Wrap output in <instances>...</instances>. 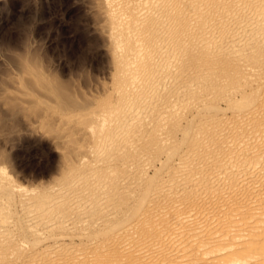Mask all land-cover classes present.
<instances>
[{"label": "bare ground", "instance_id": "6f19581e", "mask_svg": "<svg viewBox=\"0 0 264 264\" xmlns=\"http://www.w3.org/2000/svg\"><path fill=\"white\" fill-rule=\"evenodd\" d=\"M107 1L111 99L0 186V264H264V0Z\"/></svg>", "mask_w": 264, "mask_h": 264}, {"label": "rangeland", "instance_id": "374dc122", "mask_svg": "<svg viewBox=\"0 0 264 264\" xmlns=\"http://www.w3.org/2000/svg\"><path fill=\"white\" fill-rule=\"evenodd\" d=\"M108 8L107 0H39L35 8L0 0V44L16 47L0 54V186L9 197L16 184L42 188L62 177L81 142L73 128L111 99ZM28 21L31 48L20 40Z\"/></svg>", "mask_w": 264, "mask_h": 264}, {"label": "snow or ice", "instance_id": "6c2138e0", "mask_svg": "<svg viewBox=\"0 0 264 264\" xmlns=\"http://www.w3.org/2000/svg\"><path fill=\"white\" fill-rule=\"evenodd\" d=\"M38 2L39 0H26L27 6L30 8H35ZM31 24H32V21H28L20 25L21 43L26 45L29 48L32 47L31 37H30ZM15 51H16V47H13V46L5 47L3 44H0V54H3L5 52L9 54H13ZM0 63H2V60H0Z\"/></svg>", "mask_w": 264, "mask_h": 264}]
</instances>
